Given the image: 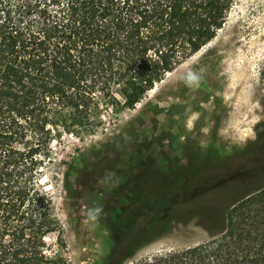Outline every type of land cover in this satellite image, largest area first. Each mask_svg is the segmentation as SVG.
Masks as SVG:
<instances>
[{"label": "trees", "instance_id": "16d2710c", "mask_svg": "<svg viewBox=\"0 0 264 264\" xmlns=\"http://www.w3.org/2000/svg\"><path fill=\"white\" fill-rule=\"evenodd\" d=\"M233 2L0 0V264H68L65 231L41 182L53 141L68 132L83 139L105 110L134 107L214 39ZM260 77L264 93V66ZM261 156L264 140L220 163L144 173L109 223L113 242L99 264H127L186 213L200 215L212 235L131 264H264ZM248 159L258 163L238 174L234 163Z\"/></svg>", "mask_w": 264, "mask_h": 264}, {"label": "rangeland", "instance_id": "374dc122", "mask_svg": "<svg viewBox=\"0 0 264 264\" xmlns=\"http://www.w3.org/2000/svg\"><path fill=\"white\" fill-rule=\"evenodd\" d=\"M263 66L264 0H234L214 39L134 107L105 110L103 123L83 139L68 132L53 141L41 182L65 231L68 264L101 262L113 242L109 223L129 207L144 173L171 172L207 158L220 163L262 143ZM189 74L197 77L195 83L187 82ZM256 163L238 160L233 167L245 173ZM201 223L200 215L186 213L171 230L140 246L127 264L209 238L213 232ZM55 238L51 234L48 241L54 244Z\"/></svg>", "mask_w": 264, "mask_h": 264}, {"label": "clouds", "instance_id": "9594fccd", "mask_svg": "<svg viewBox=\"0 0 264 264\" xmlns=\"http://www.w3.org/2000/svg\"><path fill=\"white\" fill-rule=\"evenodd\" d=\"M196 80H197V77L194 74H189L187 77V82L189 84L195 83Z\"/></svg>", "mask_w": 264, "mask_h": 264}]
</instances>
